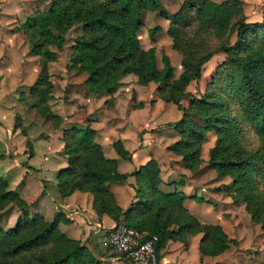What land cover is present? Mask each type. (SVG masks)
<instances>
[{"label":"trees","instance_id":"obj_1","mask_svg":"<svg viewBox=\"0 0 264 264\" xmlns=\"http://www.w3.org/2000/svg\"><path fill=\"white\" fill-rule=\"evenodd\" d=\"M45 11L30 14L24 27L32 37L30 53L41 55V69L29 91L38 98L35 106L48 119L55 118L45 101L49 95L48 62L56 57L50 46L60 48L64 33L78 25L80 32L71 46L70 67L85 71V84L94 93H111L119 78L133 73L140 84L153 81L159 84L157 93L165 102L173 103L182 111L172 123L179 139L167 150L182 156V164L193 171L201 161V144L209 131L215 135L208 150V165L219 178L232 179L227 189L231 197L242 201L251 218L264 231V16L261 21H246L241 15V1L188 0L178 11L169 14L160 0H50ZM158 11L169 21L168 34L173 48L183 55L181 72L174 76V67L163 53V67L159 68L153 47L144 49L138 31L142 27L140 13ZM193 10L202 28L221 31L231 24L235 41L191 56L178 43L187 16ZM189 13H188V12ZM160 27L149 29L150 40ZM217 53L226 58L217 65L204 92L193 96L185 88L191 81H199L203 65ZM218 69V70H217ZM190 98L188 108L181 104ZM233 106L236 112L233 113ZM193 113L201 123L190 117ZM167 125H170L167 123ZM251 129L260 140L250 151L244 146L245 130ZM96 130L86 125L63 131V156L66 165L56 172L54 187L58 199L63 200L74 191L88 192L97 215L108 214L116 224L122 223L146 236L155 235L156 253L166 240L180 241L184 234L201 233L198 250L201 255L216 256L229 247V238L219 224L200 223L184 206L188 198L180 190L163 192L160 169L155 158L130 173H119L117 159L107 158L102 146L95 140ZM112 146L118 156L131 160L121 140ZM130 183L133 199L121 209L109 190V182ZM45 181L39 197L45 194ZM203 202L202 197L195 196ZM14 202L23 213L17 223L8 229L0 226V264H98L99 260L80 240L68 237L58 224L67 221L63 212L56 211L51 220L41 214L29 216L28 204L16 190L8 188V181L0 175V209Z\"/></svg>","mask_w":264,"mask_h":264},{"label":"rangeland","instance_id":"obj_2","mask_svg":"<svg viewBox=\"0 0 264 264\" xmlns=\"http://www.w3.org/2000/svg\"><path fill=\"white\" fill-rule=\"evenodd\" d=\"M185 1L188 0H160L169 14L178 11ZM211 1L220 3L224 0ZM239 1H241V15L246 21L262 20L264 0ZM50 4V0H0V175L8 181V188L18 193V189L22 188L28 180L24 194L28 200H31L30 203L26 202L20 193L19 195L29 205L27 209L29 216L37 213L34 212L36 210L34 205L40 198L39 196L36 198L35 195L38 191V184L41 182L44 184L47 181L46 178L51 176L47 172H52V169L46 170L42 168V164L49 166L51 158H57L58 155L63 156V131L66 128L90 125L95 130H101L100 133H102V129L106 126L120 127L118 131H123L129 128V123H133V126L137 124L136 129H144L142 135L147 132L156 135L159 130H162L165 141L170 140L173 143L180 138L172 123L181 117V110L179 111L171 102L165 103L159 97L158 83L151 81L143 85L138 82L135 74L128 73L119 78L111 93H94L88 89L85 84L87 73L70 67L71 46L80 32L78 25L69 28L64 33V42L60 48L50 46L56 57L48 62L50 89L45 104L56 117L48 119L40 114L35 106L38 98L30 93L29 88L39 74L42 56L30 53L32 37L24 27V23L30 14L45 11ZM189 11L190 13L187 11L189 13L188 25L182 28L184 33L181 36V42L178 43L181 50L186 51L192 57H198L200 53L216 48L220 44L232 45L234 43L235 33H233L231 24L236 20V16L231 17L228 27L215 31L212 28H202L193 10ZM140 19L143 24L138 31L141 46L144 49L151 47L155 49L159 68L163 67L162 54L165 53L174 67V76L177 78L181 72L183 55L173 48L172 37L167 32L169 21L158 11L148 10L140 13ZM157 26L160 30L155 34V40L152 41L149 38V29ZM225 58V53L215 54L203 65L200 80L191 81L185 90L195 97L202 94L211 75L218 74L217 71L215 72L217 65ZM191 101V97L184 98L181 104L188 108ZM234 107L233 113L236 112ZM189 115L194 121L202 122L197 115L193 113ZM133 131L130 128L126 134L132 138L131 132ZM108 135L107 132L99 134L100 140L111 144V141L113 143L116 140V136L113 132L111 136ZM142 135L139 141L143 140ZM173 135H176L175 139H170ZM214 140V133L209 131L201 144V161L196 169L188 172L189 176L180 172L184 168L181 155L175 154L180 160L170 162L172 169L182 178L181 182L188 181L187 192L203 199V202L194 200L196 203H202L196 208L200 223L219 224L229 238V247L216 256L201 255L198 250L201 233L184 234L178 241L180 244L173 242L174 244L166 249L164 263L264 264V231L260 224L251 218L244 203L231 197L233 191L228 190L226 186L231 184L232 179L229 176L219 178L215 170L208 165V150L213 146ZM259 144L260 140L257 135L251 129H246L244 146L254 151ZM142 146L141 143L139 147L142 148ZM157 146L161 149L163 147H160V144ZM164 149L167 150V148ZM161 159L165 161L164 157ZM28 163L38 169L32 168L33 174L27 179L23 168L31 169ZM174 174L172 172V178ZM46 188L50 187L46 186ZM76 210L77 208L73 212ZM22 215L23 213L14 202H8L0 209L1 228L13 227ZM107 231L109 230H103L101 233V243L108 251L110 249L104 244ZM198 235H200L199 238ZM195 240H198V244L194 248ZM167 243L168 240L159 249L156 264H159V258L163 255L160 251L166 248ZM82 244L85 245V243ZM85 246L95 253L92 247ZM114 256L116 257L115 254Z\"/></svg>","mask_w":264,"mask_h":264},{"label":"crops","instance_id":"obj_3","mask_svg":"<svg viewBox=\"0 0 264 264\" xmlns=\"http://www.w3.org/2000/svg\"><path fill=\"white\" fill-rule=\"evenodd\" d=\"M181 114L182 113L180 111V116ZM132 124L133 123L128 124V129L132 128L134 130L133 132H131L133 134L132 138L130 137V135L126 134V131H128V129L118 131L120 127L111 128L107 126L102 129V133L107 132L109 135L112 132L115 133V139L121 140L125 149L131 153V160H127L118 156L112 146V141L111 144L102 142L99 136V134H102L100 133L101 130L99 131L97 129L95 140H99L97 142L102 146L104 155L107 158L117 159V170L119 173H130L140 165L144 164L150 157L155 158L160 169V183L157 185V187L163 192H173L176 189L186 194L188 198L184 200L183 204L188 209V211L196 216V218L199 220V218L197 217L198 212L196 211V208L202 203L195 202V195H190L187 192L188 181L185 180L181 182L182 178L177 175L179 173L172 169L170 161H179L180 159H178V156H176L171 151L164 149L167 148V146L171 143L170 140L165 141L164 131L159 130L156 135L154 133L148 132L142 135L144 129H136L137 124H134V126ZM173 134H176V132H173ZM140 135H142V141H139ZM175 136L176 135L171 136L172 138L170 139H175ZM156 142L157 145L160 144V147L163 146L162 149L156 145ZM161 142H163V144H161ZM141 143L143 144L142 148L139 147ZM162 157H164L165 161L161 159ZM45 161L46 159L43 161V163H45ZM49 161V166L48 164H42V168L46 170L52 169V172H47L50 173L51 176L49 178H46L48 182L47 187L50 188L45 187V194L41 196L38 199L37 204L34 205L36 207V210L34 212L40 213L46 219L50 218V220L52 219L56 211L63 212L64 217H66L68 220L59 222L58 228L60 229V231L64 232L74 239L80 240L88 247H92V250L95 252L94 254L100 260L98 264H132L123 258H119L117 256L116 258L114 254H112L110 250L107 251V249L103 246V243H101V233L103 232V230H107L108 228L112 227L115 222L108 214H101L100 216L97 215L96 211L92 207L91 195L88 192L74 191L63 200H59L57 198L58 194L54 187V184L56 183L55 175L60 168L66 165V159L63 156L61 157L60 155H58L57 158H51ZM28 164L30 165L31 169L23 168V173H26L27 179L28 176H32L31 174H33L32 168H36L31 163ZM184 168L180 172L189 176L188 172H190V170L186 171L187 168ZM36 169H38V167ZM172 172L175 173L173 175V178L171 177ZM27 182L28 180L25 182V184H23L22 188L18 189V191L21 194L22 198H24L26 202L30 203L31 200H28L26 198V194H24ZM132 182L133 177L129 176L126 182L108 183V188L114 194L117 205L123 210L128 207L133 199L134 190L130 185V183ZM43 188L44 184L42 182L38 184V191L35 194L36 198L40 195ZM75 208H77V210L74 211L76 213L73 212ZM199 236L200 235H198V238ZM173 242L175 244H180V242L178 241L168 240L166 248L160 251V254L162 253L163 255L159 258V264H165L164 262L166 260V257H164V253H166V249L171 247V244H174ZM197 244L198 240H195L193 243L194 248L197 246Z\"/></svg>","mask_w":264,"mask_h":264},{"label":"built area","instance_id":"obj_4","mask_svg":"<svg viewBox=\"0 0 264 264\" xmlns=\"http://www.w3.org/2000/svg\"><path fill=\"white\" fill-rule=\"evenodd\" d=\"M107 230L104 244L112 254L132 264H156L155 235L146 236L145 232L136 231L122 223L114 224Z\"/></svg>","mask_w":264,"mask_h":264}]
</instances>
